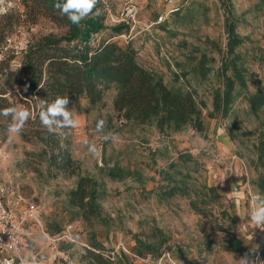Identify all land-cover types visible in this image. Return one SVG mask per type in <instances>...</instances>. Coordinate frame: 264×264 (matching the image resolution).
I'll use <instances>...</instances> for the list:
<instances>
[{
    "label": "rangeland",
    "instance_id": "rangeland-1",
    "mask_svg": "<svg viewBox=\"0 0 264 264\" xmlns=\"http://www.w3.org/2000/svg\"><path fill=\"white\" fill-rule=\"evenodd\" d=\"M18 4L0 2L6 9L0 31L10 30L3 16L21 13ZM99 4L106 28L100 40L129 45L137 62L167 87L190 92L200 123L198 129L190 123L178 132L159 133L151 125L123 123L113 111V88L95 106L78 99V108L70 111L79 126L55 132L73 161L70 175L49 168L39 142L8 133L11 117L0 115V146L7 156L3 179L36 206L40 224L30 225L32 245L22 258L83 264L84 250L96 245L115 264H239L258 245L249 264L256 256L264 261V231L251 221L259 203L253 197L264 198V0ZM64 33L45 19L8 33L0 45L5 53L0 88L9 92L4 108L27 109L6 83L20 69L25 42ZM7 57L12 60H3ZM228 79L232 88L225 99ZM100 119L115 140L105 141L104 131L97 132ZM22 130L29 137L26 123ZM85 141L96 145L99 157ZM79 176L100 186L101 219L92 224L68 204Z\"/></svg>",
    "mask_w": 264,
    "mask_h": 264
},
{
    "label": "trees",
    "instance_id": "trees-1",
    "mask_svg": "<svg viewBox=\"0 0 264 264\" xmlns=\"http://www.w3.org/2000/svg\"><path fill=\"white\" fill-rule=\"evenodd\" d=\"M56 3L57 0H19L21 13L17 10L6 13L3 18L10 30L0 31L1 45L14 28L24 25L31 28L42 19L65 29L62 36L48 34L26 41L21 48L20 69L12 72L14 78L6 81L17 91L24 107L33 112L31 120L26 122L31 129L29 137L24 130L19 136L42 145L41 153L47 157L49 168L70 175L75 173L71 157L59 146L58 136L50 133L39 119L40 111L57 97H69L71 110L78 108V99L95 106L101 102L104 92L113 88V111L123 123L151 125L159 133L178 132L190 123L198 129L200 111L190 92L167 87L160 76L137 62L136 53L129 45L123 48L100 40V33L106 28L103 16L95 15L96 9H100L99 2L93 14L78 25L62 16ZM111 31L120 33L117 28ZM4 54L0 48V55ZM226 84L225 99H228L232 83L228 79ZM8 94L6 88H0V110L5 109L1 103H6ZM100 193L96 180L79 176L67 195L68 204L83 222L92 224L101 219L97 203ZM94 247L84 250L83 264H115ZM261 255L264 257V252Z\"/></svg>",
    "mask_w": 264,
    "mask_h": 264
},
{
    "label": "clouds",
    "instance_id": "clouds-1",
    "mask_svg": "<svg viewBox=\"0 0 264 264\" xmlns=\"http://www.w3.org/2000/svg\"><path fill=\"white\" fill-rule=\"evenodd\" d=\"M2 2V0H0ZM99 0H57L55 7L59 10L62 16H67L68 20L78 25L82 19L93 14V9L96 8ZM11 5H9L10 7ZM6 11L4 8H0V13ZM99 9H96L95 15H99ZM70 99L67 96L57 97L51 104H48L45 110L40 111L39 119L43 126H45L50 133H55L57 129L75 128L80 124L79 118H73L71 111L68 108ZM0 115L5 117H11V123L8 126V133L19 134L25 123L31 117V112L27 109H17L16 107H8L0 110ZM106 128V120L100 119L97 122L96 130L98 133L104 131ZM103 140H115V134L112 132H105L102 136ZM88 147V151L95 157L100 156V151L95 144L85 141ZM257 200L258 206L251 212V221L256 226L264 231V198L259 194L253 197ZM259 246L256 245V249H251L250 252L245 253L239 261V264H249L250 258H252L258 251ZM20 264H45L43 259L37 260L36 256L24 257L20 259ZM251 264H264V261H260L259 257L251 259Z\"/></svg>",
    "mask_w": 264,
    "mask_h": 264
},
{
    "label": "built area",
    "instance_id": "built-area-1",
    "mask_svg": "<svg viewBox=\"0 0 264 264\" xmlns=\"http://www.w3.org/2000/svg\"><path fill=\"white\" fill-rule=\"evenodd\" d=\"M6 159L0 146V264H20L22 256L31 249L30 225L40 224L36 206L25 202L16 187L3 181Z\"/></svg>",
    "mask_w": 264,
    "mask_h": 264
},
{
    "label": "crops",
    "instance_id": "crops-1",
    "mask_svg": "<svg viewBox=\"0 0 264 264\" xmlns=\"http://www.w3.org/2000/svg\"><path fill=\"white\" fill-rule=\"evenodd\" d=\"M2 179H3V176H2ZM3 181H4V179H3ZM5 182V181H4ZM30 229H31V227H30ZM33 235V232L31 231V236Z\"/></svg>",
    "mask_w": 264,
    "mask_h": 264
}]
</instances>
